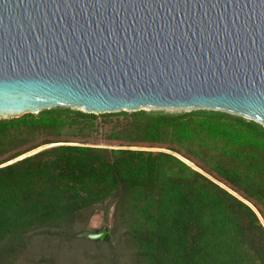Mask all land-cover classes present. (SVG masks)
Instances as JSON below:
<instances>
[{
    "label": "trees",
    "instance_id": "trees-1",
    "mask_svg": "<svg viewBox=\"0 0 264 264\" xmlns=\"http://www.w3.org/2000/svg\"><path fill=\"white\" fill-rule=\"evenodd\" d=\"M45 133L57 138L37 142ZM111 209L105 241L92 242L115 244L116 264H264V126L215 110L0 119V264L30 234H73Z\"/></svg>",
    "mask_w": 264,
    "mask_h": 264
},
{
    "label": "water",
    "instance_id": "water-1",
    "mask_svg": "<svg viewBox=\"0 0 264 264\" xmlns=\"http://www.w3.org/2000/svg\"><path fill=\"white\" fill-rule=\"evenodd\" d=\"M57 107L264 126V0H0V118Z\"/></svg>",
    "mask_w": 264,
    "mask_h": 264
},
{
    "label": "rangeland",
    "instance_id": "rangeland-1",
    "mask_svg": "<svg viewBox=\"0 0 264 264\" xmlns=\"http://www.w3.org/2000/svg\"><path fill=\"white\" fill-rule=\"evenodd\" d=\"M154 109H146L151 111ZM166 112H182V110H162ZM1 119V118H0ZM110 126L101 128L99 133L95 135L92 142H97V146L105 147L106 141L104 136L109 132ZM63 133L62 139L69 141H76V137L71 134ZM54 137L45 133L42 137L37 139V142L45 140H53ZM61 138V137H60ZM77 145V144H73ZM49 146H44L42 150ZM37 151V150H36ZM35 152V151H34ZM31 152L29 154H34ZM27 154V155H29ZM25 155V156H27ZM113 209L107 213L105 210H98L96 214L90 219L87 225H81L75 228L73 234L67 233L65 235L56 236L51 233L44 234H30L28 238L27 247L19 254L18 260L15 264H91L95 258L100 255H109V264H116L112 261L116 257L115 244L100 245L95 244L87 237L81 234H96L104 230L111 229L113 226ZM108 235V233H107ZM114 239V238H113ZM104 242L105 240H101Z\"/></svg>",
    "mask_w": 264,
    "mask_h": 264
},
{
    "label": "bare ground",
    "instance_id": "bare-ground-1",
    "mask_svg": "<svg viewBox=\"0 0 264 264\" xmlns=\"http://www.w3.org/2000/svg\"><path fill=\"white\" fill-rule=\"evenodd\" d=\"M38 151H40V150H37V151H35L34 153H36V152H38ZM29 155H31V154H29ZM28 156V155H27ZM24 157H26V156H22V157H20L18 160H21V159H23ZM10 163H12V162H10ZM9 163V164H10Z\"/></svg>",
    "mask_w": 264,
    "mask_h": 264
}]
</instances>
